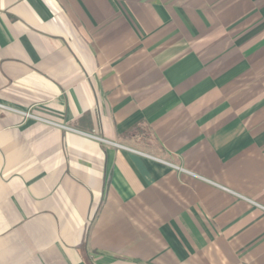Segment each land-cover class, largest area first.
Listing matches in <instances>:
<instances>
[{"label": "crops", "instance_id": "1", "mask_svg": "<svg viewBox=\"0 0 264 264\" xmlns=\"http://www.w3.org/2000/svg\"><path fill=\"white\" fill-rule=\"evenodd\" d=\"M0 264H264V0H0ZM226 188V189H225Z\"/></svg>", "mask_w": 264, "mask_h": 264}, {"label": "built area", "instance_id": "2", "mask_svg": "<svg viewBox=\"0 0 264 264\" xmlns=\"http://www.w3.org/2000/svg\"><path fill=\"white\" fill-rule=\"evenodd\" d=\"M0 109H2V110H10V111L17 112V113H19L20 115H22L25 119H33V120H37V121H44V122L50 123V124H52V125H54V126H56V127L63 128V129H65V130L78 132V133H81V134H83V135H86V136H89V137L95 138V139H97V140H99V141H101V142H104V143H110V144H114V145L119 146V147L128 148V150H130V151H133V152H135V153L142 154V155H144V156H147V157H150V158H153V159H156V160H160V161H162V162H164V163H166V164H168V165L173 166L174 168H176V169H178V170H181V171H184V170H185V169H183L182 167H179V166H177V165H174V164H172V163H170V162H168V161H165V160H162V159H158V158H156V157H154V156H152V155L146 154V153H144V152H142V151H138V150H135V149H132V148H129V147H125V146H123V145H120V144H118V143H115V142H113V141H110V140H108V139H105V138H103V137H99V136H96V135H92V134H89V133H85V132H82V131H78V130H76V129L72 128V127H69V126H67V125H64V124H61V123H57V122H55V121H51V120H49V119L43 118V117H41V116H38V115L34 114V113L32 112L31 109H18V108L11 107V106H8V105L3 104V103H0ZM185 171H186V170H185ZM225 189H226V188H225ZM226 190H228V191H230V192H232V193L238 195L239 197H241V198H243V199H245V200H247V201H249V202H252L253 204H256V205H258V206H260L261 208L264 209L263 206L259 205L258 203H255L253 200H251V199H249V198H247V197H245V196H243V195H240V194H238V193H235V192H233V191H231V190H229V189H226Z\"/></svg>", "mask_w": 264, "mask_h": 264}]
</instances>
